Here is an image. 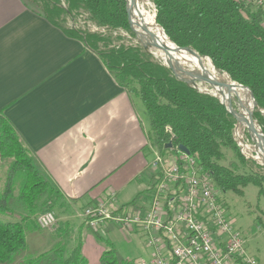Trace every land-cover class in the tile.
<instances>
[{
	"label": "trees",
	"instance_id": "obj_1",
	"mask_svg": "<svg viewBox=\"0 0 264 264\" xmlns=\"http://www.w3.org/2000/svg\"><path fill=\"white\" fill-rule=\"evenodd\" d=\"M148 2L154 7L159 34L177 48L208 59L218 74L251 91L257 104L253 116L264 136V12L246 0ZM31 3L51 25L93 52L116 83L140 101L148 117L147 140L159 154L174 152L182 146L211 176L221 194L242 196L249 185L258 188L259 196L263 194L264 172L240 154L234 138L236 120L219 100L177 80L139 44L111 46V36L64 25L68 18L83 13L96 27L134 37L127 21L125 0H31ZM168 144L171 149L165 148ZM224 152H230L236 163L224 166ZM0 161L10 163L0 195V214H10L8 205L18 185V196L25 207L20 222L0 220V264H12L26 249L25 232L40 230L36 218L51 212L60 195L38 171L33 153L1 112ZM133 204L134 201L128 206ZM65 238L71 240L69 232H65ZM68 241L23 264H87L82 255V240L75 239L72 247L67 246ZM104 244L106 250L101 253L99 264H132L119 263L111 244Z\"/></svg>",
	"mask_w": 264,
	"mask_h": 264
},
{
	"label": "crops",
	"instance_id": "obj_2",
	"mask_svg": "<svg viewBox=\"0 0 264 264\" xmlns=\"http://www.w3.org/2000/svg\"><path fill=\"white\" fill-rule=\"evenodd\" d=\"M0 112L59 193L60 210L81 201L82 210L110 194L114 212L147 209L135 206L142 197L149 204L154 181L145 175L150 149L140 101L30 0H0ZM81 230L82 252L99 264L102 249Z\"/></svg>",
	"mask_w": 264,
	"mask_h": 264
},
{
	"label": "built area",
	"instance_id": "obj_3",
	"mask_svg": "<svg viewBox=\"0 0 264 264\" xmlns=\"http://www.w3.org/2000/svg\"><path fill=\"white\" fill-rule=\"evenodd\" d=\"M246 1L264 12V0ZM148 146L153 154L149 168L155 174L147 209L114 212L109 209L114 201L110 194L82 209V225L96 229L112 222L141 234L151 256L137 264H258L233 228L211 176L178 148L161 155L150 142ZM36 223L46 232L58 226L52 212L38 215Z\"/></svg>",
	"mask_w": 264,
	"mask_h": 264
},
{
	"label": "rangeland",
	"instance_id": "obj_4",
	"mask_svg": "<svg viewBox=\"0 0 264 264\" xmlns=\"http://www.w3.org/2000/svg\"><path fill=\"white\" fill-rule=\"evenodd\" d=\"M146 2L148 4V6L146 7L147 11L154 17L155 10L153 5H151L148 0H146ZM78 14L74 17L68 18L64 23L65 27L79 29L80 31L93 34L100 33L101 29H105L102 27H96L91 21L88 20V16L86 14ZM105 30L106 31L103 32L102 35H104V37H112H110L113 40L111 46H127L137 44L141 46L136 36L130 37L128 33L122 31L111 32L107 29ZM142 48L148 54H152L149 49H146L144 47ZM153 58L160 63V61L154 56ZM198 86L201 91H205L204 88L206 87H202L201 89V86ZM207 89L209 88L207 87ZM229 101L231 102L233 108L234 104L240 106V103L236 99L231 100L228 94H226V104H228ZM140 105L144 113L146 127L149 130L148 117L141 103ZM238 129L239 128H237L236 125L234 138L240 154L244 157L245 160H251L255 162L262 168L264 172V169L260 164H258L253 159L246 157L241 151L240 141H243V144L245 143L250 146L251 153L255 155V145L251 143L255 142L254 137L251 136V141H249L247 137V131L242 135V133ZM155 150L158 152L156 148ZM224 154L226 158V161L223 163L224 166H227L229 162L236 163V161L232 158V154L230 152H224ZM147 159L150 163L153 160V154L150 151L147 152ZM9 164L10 163L8 161H0V195L2 194V191L4 189L6 175L9 170ZM153 174H155V171L152 168H148L145 175L151 177ZM258 193V188L249 185L243 189L242 196L228 192L225 194H221L220 198L224 205H226L227 207L226 212L233 228L242 236L245 241V249L248 255L256 259L258 264H264V192L260 196L258 195ZM18 195L19 185L14 188L13 197L11 198L8 205L11 210L10 214H0V220L2 222L15 223L20 222L21 218H23L22 216H24L25 207L23 202L19 199ZM59 201L60 200H57V204L59 203ZM57 204H54V208L51 210L56 220L58 221L57 229L54 232H46L42 230L25 232L26 249L21 254L16 256L12 264H23V262H25L26 260L36 258L38 255L48 252L58 243L64 245L68 241V239H64L65 232H69L71 239L70 241H68L69 243L67 246L72 247L76 243L75 239H84V237H80L81 234L79 235L78 233L80 228H82L81 232L84 231L85 233H90V235L93 237L94 243L98 247H100L102 251L106 250L104 242L110 243L113 251L115 252V257L119 263L130 262L132 264H137L140 261L149 259V257L151 256V251L146 247V245L144 244V240L139 233L129 232L127 229L121 228L120 226L112 222H105L96 229H89L86 226L82 225V219L80 217L82 211L80 209L84 204L82 201L77 203L75 207H71L70 209H68L67 213L64 210H60L59 208H57ZM147 205L148 200L145 197L138 199V201H136L135 203L136 209L146 208ZM76 214H79V216H77ZM62 218L67 222V224L62 220ZM89 252L91 253L85 252V255L82 252L83 257L87 260V264H98L97 258L92 254V251Z\"/></svg>",
	"mask_w": 264,
	"mask_h": 264
},
{
	"label": "bare ground",
	"instance_id": "obj_5",
	"mask_svg": "<svg viewBox=\"0 0 264 264\" xmlns=\"http://www.w3.org/2000/svg\"><path fill=\"white\" fill-rule=\"evenodd\" d=\"M128 4V10L130 12V22L133 26L138 24L139 18H141L142 23L148 28L151 35L147 34H140L137 36L138 42L141 44L142 47L149 49L152 55L158 59L160 62H163L164 56L162 53V44L170 50V57L172 59L176 60L178 62L177 70L186 69L190 71L191 73H194L196 75H200L204 77V79L208 80H217V79H223L228 80V78L225 75L218 74L211 62L208 59L199 58L194 52L190 50L185 51H178L176 46L172 44L167 37L159 34L156 24L154 22V17L147 11L146 7L148 6L146 0H127ZM161 41V43L159 42ZM174 45V46H173ZM181 79H184L183 77H180ZM186 81L191 84L195 85L198 90H200L198 87V84L194 81H191L189 79H186ZM220 89H217L218 91L223 92L222 96H218L219 100L227 107L230 108L232 113L234 114L236 125L238 130L243 134L251 128L252 121L248 118V113L251 109L252 101L248 97L247 93L243 89H239L235 86L230 87L227 84H223L220 86ZM202 89V86L200 87ZM206 92H209L210 94H215L214 91H211V89L204 88ZM201 91V90H200ZM204 91V92H205ZM232 92L233 99L237 100L240 103V106L243 107V112H238L235 110L231 102L229 101L228 104L225 102V95L229 94V92ZM254 132L252 133V136L255 139L256 142H261L264 145V138L263 135L258 128V126L254 125ZM240 140V139H239ZM240 147L242 153L248 157L256 161L258 164H260L264 169V158L263 154L261 153L259 148H256V152L253 155L250 151V146L247 144H243V141H240Z\"/></svg>",
	"mask_w": 264,
	"mask_h": 264
},
{
	"label": "water",
	"instance_id": "obj_6",
	"mask_svg": "<svg viewBox=\"0 0 264 264\" xmlns=\"http://www.w3.org/2000/svg\"><path fill=\"white\" fill-rule=\"evenodd\" d=\"M126 2V14H127V21H128V25H129V28H130V31L137 37L138 35L140 34H147V35H151L150 31L148 30V28L142 23L141 21V18H139V21H138V24H136L135 26H133L130 22V12L128 10V4H127V0H125ZM154 22H155V16H154ZM161 43V41H159ZM177 48V47H176ZM178 51H185V50H188V49H180V48H177ZM162 53H163V56H164V60L162 62V65L167 68L173 75L174 77L179 80V81H182L190 86H192L194 89H196L198 92L200 93H203V94H207L209 96H212L213 98L219 100L218 96H222L223 95V92L221 91H218L217 89H220L221 85L223 84H227L229 85L230 87H237L239 89H243L246 91L248 97L251 99L252 101V104H251V109L248 113V118L252 121V123L255 125L256 124V121L254 119V116H253V112L254 110L257 108V104L254 100V97L251 93V91L246 88V87H243L241 85H238L237 83L235 82H232L230 81L229 79L228 80H223V79H217V80H208V79H204V77L200 76V75H196L194 73H191L190 71L186 70V69H181V70H177V66H178V62L174 59H172V57H170V50L168 49V47L164 46L162 44ZM152 55V54H151ZM180 77H183L184 79H181ZM186 79H189L191 81H194L195 83H197L198 85L202 86V87H208L211 89V91H214L215 94H210L209 92H204V91H200L196 88L195 85H191L189 84ZM232 92L230 91L228 96L229 98L232 100L233 97H232ZM220 104L223 105L227 111V113H229L230 115H232L234 117V114L232 113V109L230 110L229 107L225 106L220 100H219ZM234 108L239 111V112H243V107L242 106H239L237 104H234ZM235 118V117H234ZM254 125L251 126L250 129L247 130V137L249 139V141H251V136H252V133L254 132ZM257 125V124H256ZM259 128V127H258ZM262 133V132H261ZM263 135V134H262ZM264 138V136H263ZM253 145H255L256 148H259L261 153L263 154V158H264V145L261 143V142H251ZM172 145L171 144H168L165 148L166 149H171ZM178 150L184 154H186L187 156H190V152L185 149L184 147L182 146H179L178 147Z\"/></svg>",
	"mask_w": 264,
	"mask_h": 264
}]
</instances>
